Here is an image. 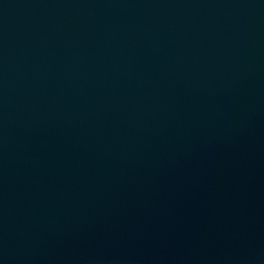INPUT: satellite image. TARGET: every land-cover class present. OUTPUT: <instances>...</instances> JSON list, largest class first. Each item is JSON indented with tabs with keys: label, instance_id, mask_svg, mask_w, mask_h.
Returning <instances> with one entry per match:
<instances>
[{
	"label": "water",
	"instance_id": "obj_1",
	"mask_svg": "<svg viewBox=\"0 0 264 264\" xmlns=\"http://www.w3.org/2000/svg\"><path fill=\"white\" fill-rule=\"evenodd\" d=\"M0 264H264V0H0Z\"/></svg>",
	"mask_w": 264,
	"mask_h": 264
}]
</instances>
